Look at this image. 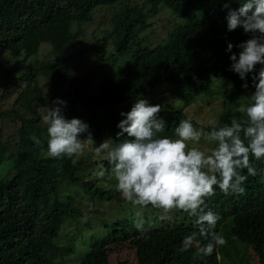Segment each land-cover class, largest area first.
Listing matches in <instances>:
<instances>
[{"label":"trees","instance_id":"trees-1","mask_svg":"<svg viewBox=\"0 0 264 264\" xmlns=\"http://www.w3.org/2000/svg\"><path fill=\"white\" fill-rule=\"evenodd\" d=\"M224 2L0 0V69L7 54L17 60V66L35 56L28 61L22 88L15 69L6 66L0 76L1 91L18 93L17 108L0 112V117L19 121L7 140L0 139V264H127L109 260L111 249L126 242L134 243L137 264H221L226 245L202 258L199 249L208 240L200 235L195 218L181 210L174 211L171 220L151 225L145 220L143 233L131 216H117L103 220L101 229L89 237L77 228L66 236V243L58 240L66 224L82 215L84 198L91 203L121 200L110 171L103 177L96 175L109 165L94 149L106 139L117 140L121 112H128L137 99L147 98L164 108L159 116L166 121L165 131L158 135L173 136L182 119L207 128L209 124L194 121L183 110V101L185 105L205 94L222 96L218 124L239 116L234 106L238 97L253 90L252 74L247 77L249 87L243 88L245 81L230 70L225 49L231 42L238 52L235 45L249 36L239 27L227 30ZM239 2L233 0L229 7L236 8ZM100 7L108 14L100 23V36L93 32L95 38L88 42L83 24L91 23ZM163 11L168 15L164 17ZM163 19L167 28L157 34L156 26ZM43 43L51 46L50 57H38ZM211 76L223 77V92ZM41 79L49 85L47 95L38 86ZM229 82L231 90L226 87ZM56 98L66 101L60 106L66 119L79 118L89 126L93 141L86 142L93 155L85 161L87 171L76 156L53 159L46 155L43 117ZM32 135L39 138V145L30 139ZM79 138L86 139L87 133ZM253 163L257 172L247 177L243 195L225 196L217 188L216 195L206 199L205 210L220 216L217 232L229 226L231 237L224 233L228 242H243L245 249L253 250L258 264H264V159ZM81 239L89 245L84 255L71 261Z\"/></svg>","mask_w":264,"mask_h":264},{"label":"clouds","instance_id":"clouds-1","mask_svg":"<svg viewBox=\"0 0 264 264\" xmlns=\"http://www.w3.org/2000/svg\"><path fill=\"white\" fill-rule=\"evenodd\" d=\"M232 2L225 0L223 4L228 8L227 30L242 28L249 38L235 45L238 52L233 51L231 42L225 51L230 54V70L245 81L243 88L249 87L247 77L252 74L253 89L237 98L234 112L239 116L233 115L223 124L209 121L207 128L182 119L173 136L158 135L165 131L166 121L159 116L164 108L141 97L128 112H121L117 140L106 139L94 149L109 165L96 175L103 177L110 171L115 190L139 209L135 228L141 233L145 230L142 212L149 206L162 210L161 220H171V213L181 210L195 218L200 235L208 240L199 249L202 258L228 242L215 230L220 216L205 210L206 199L215 196L217 188L225 196L243 195L247 177L257 172L253 161L264 159V0H241L238 7L230 8ZM210 79L222 92L225 90L223 77ZM226 87L231 90V83ZM52 103L43 117L48 137L46 155L53 159L82 155L84 141L92 140L89 126L79 118L63 116L60 106L66 101L56 98ZM83 133L87 138L81 140ZM30 139L40 144L35 135Z\"/></svg>","mask_w":264,"mask_h":264},{"label":"rangeland","instance_id":"rangeland-1","mask_svg":"<svg viewBox=\"0 0 264 264\" xmlns=\"http://www.w3.org/2000/svg\"><path fill=\"white\" fill-rule=\"evenodd\" d=\"M164 17L168 15L166 11H163ZM108 14V12L100 7L96 8L93 13V21L91 23H84L83 28L85 32V40L88 42H91L94 40L95 35H93V32H96V37L100 36V29L102 26H100V23L103 21V18ZM160 20L156 26V32L157 34L162 33V27L167 28V25H165V21ZM149 31V29L147 30ZM155 36V35H153ZM52 55L51 53V46L49 44L43 43L40 46L38 57L39 58H45L50 57ZM35 58V56L29 57L28 61L32 58ZM28 61L24 64H19L17 60H13V57H11L9 54L5 55L1 60V67L6 68V66H9L11 69H15V75L18 76L19 82L17 83L20 88H22L25 85L26 81V75L28 74ZM86 68L90 69L91 66L86 64ZM2 70L0 69V76L2 74ZM23 73V74H22ZM22 74V75H21ZM39 88L45 93V95L48 94L49 91V85L46 84V82L41 79L39 82ZM218 88V86H216ZM2 90V89H1ZM0 90V112L11 110L12 107L17 108L14 104V101L17 97V91L11 90L10 92L4 93V91ZM222 96L219 95L216 97L215 94H205L203 96L198 97L196 101L193 102H185L183 101V110L184 112L192 117L194 121H197L201 124H209V121H216L218 116L223 111L222 109ZM177 104V102H175ZM19 126V121H12V117L7 119L6 121L1 119L0 117V139L1 141H5L8 139L9 135L14 133L16 128ZM195 126V125H194ZM84 140V139H81ZM201 146H203V142H201ZM93 155V152H91V149L88 147V144L86 140L84 141V151L82 155L76 156L75 159H78V163L80 167L84 170L86 166L87 159ZM86 161V162H85ZM80 173L87 174V172H83L80 170ZM111 177V176H110ZM109 178V177H108ZM113 180V177H111ZM108 185V184H107ZM63 186L69 188L70 190H73L74 188L72 185L64 184ZM121 196V194H120ZM83 204L81 205L82 215L77 218L75 221H70L66 226L62 229L60 237H59V243H66L67 242V235L70 233H74L77 228L83 231V235L86 237H89V235L93 231H97L101 229L102 221L105 219L112 220L117 216H131L133 220L136 218V212L139 211V209L134 208L131 204L127 203L121 196L120 201H110L109 203L97 201L95 203H91L89 199L84 198ZM143 212H146L145 215L147 218L145 219L148 223V225L155 224L160 222V217L162 214V210L160 209H151L146 208L143 210ZM142 212V213H143ZM119 213V214H118ZM118 214V215H117ZM144 214V213H143ZM173 213H171L172 215ZM226 233L229 234V226L224 225L221 228V234L227 239V236L224 235ZM231 237L230 235H228ZM229 241V239H227ZM79 250L77 251L74 258H71V261L78 260L80 256L84 255L85 248L89 245L87 239H81L79 240ZM234 243V244H232ZM227 242L226 248L227 252L225 256L221 257V264H258L257 257L254 254L253 250L251 248L245 249L244 243L235 241V242ZM225 246V245H224ZM113 247V246H112ZM136 250L133 242H126L122 244L118 248L111 249V252L109 254V260L111 263H116L118 261H126L127 264H137L136 256H135Z\"/></svg>","mask_w":264,"mask_h":264}]
</instances>
